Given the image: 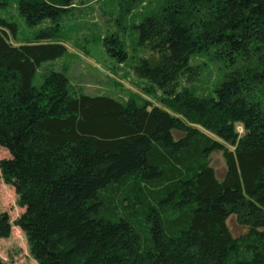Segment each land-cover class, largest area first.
Segmentation results:
<instances>
[{
    "label": "trees",
    "instance_id": "trees-1",
    "mask_svg": "<svg viewBox=\"0 0 264 264\" xmlns=\"http://www.w3.org/2000/svg\"><path fill=\"white\" fill-rule=\"evenodd\" d=\"M72 4L17 0L28 26L52 23L31 40L0 15V147L10 154L0 182L25 209L16 224L31 255L39 264H264V0H161L135 26L149 55L133 71L162 90L160 105L74 95L58 71L34 84L43 63L67 52L52 40ZM105 41L128 60L119 37ZM210 51L229 67L213 94L181 88V76H194L190 58ZM215 150L227 162L221 180ZM231 215L247 228L239 237ZM11 230L1 212L0 237Z\"/></svg>",
    "mask_w": 264,
    "mask_h": 264
},
{
    "label": "rangeland",
    "instance_id": "rangeland-1",
    "mask_svg": "<svg viewBox=\"0 0 264 264\" xmlns=\"http://www.w3.org/2000/svg\"><path fill=\"white\" fill-rule=\"evenodd\" d=\"M160 4L161 0H73L60 19L59 39L52 40H61L67 52L60 58L43 63L34 84L41 86L50 73L58 71L68 77L71 94L110 95L122 101L134 97L140 102L149 100L160 105L164 96L162 90L156 86L150 90L152 85L133 71V66L149 55V50L139 42V30L135 26L145 16L157 12ZM0 15L19 24L21 41L24 37L31 40L36 32L52 25L50 20H45L35 27L28 26L18 12L17 0H7L6 4L0 1ZM112 36L119 37L128 53V60L124 63H119L107 50L110 44L105 38ZM226 64L211 51L192 56L189 66L193 68L194 76L191 81L188 75L181 76V88L187 87L199 95L213 94L229 70ZM236 130L240 135L244 134L243 125L237 124ZM183 135L182 132H174L177 139ZM9 156V152L0 147V161ZM209 164L219 180L226 176L227 162L223 151H213ZM24 211L18 203L14 185L2 179L0 213L9 214L12 230L9 237H0V258L8 264H39L30 253L26 234L16 224ZM227 224L235 237L247 231L235 215L227 219Z\"/></svg>",
    "mask_w": 264,
    "mask_h": 264
}]
</instances>
